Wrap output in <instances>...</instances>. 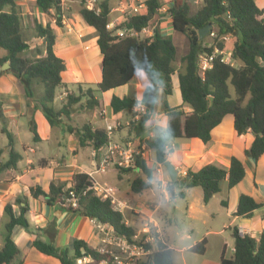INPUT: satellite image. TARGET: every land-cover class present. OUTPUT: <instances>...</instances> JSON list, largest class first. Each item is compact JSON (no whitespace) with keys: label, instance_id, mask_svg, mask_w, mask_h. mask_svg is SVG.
<instances>
[{"label":"trees","instance_id":"1","mask_svg":"<svg viewBox=\"0 0 264 264\" xmlns=\"http://www.w3.org/2000/svg\"><path fill=\"white\" fill-rule=\"evenodd\" d=\"M87 0H80L78 13L87 25L95 29L96 42L102 54V76L95 87L83 89L77 85L76 93L70 92L62 101L60 107L53 104L58 88L64 85L61 73L65 69V62L54 52L56 33L50 22L42 24L38 19L34 21L36 32L35 41H27L23 36V20L15 0H0V48L6 53L0 63L9 61V70L23 85L25 94L32 97L35 105L41 111L51 126L57 125L63 117L70 119L74 106L82 97L83 105L93 109L100 100L95 97L96 92H103L110 88L125 84L136 69L146 72L149 84L145 87L140 101L146 107L138 119L134 118L133 106L138 101L129 96L119 97L115 94L110 99L113 113L127 111L131 114L129 124L144 122L150 117L153 110L155 91L158 87L164 90V112L168 117L163 128H156L154 137L147 141L153 149L155 160L162 163L167 159L166 148L175 139L199 138L204 143L210 140L211 129L219 124L226 114L233 116V126L237 134L250 131L254 138L245 150V154L253 161L264 153V7L259 8L254 0H202V4L195 11H191L186 0H173L168 9L174 30L184 34L188 40L187 51L181 56V66L177 69L179 90L182 105L170 106L166 95L172 92L171 75L175 72L177 47L168 34H163L157 26L148 37L119 36L116 32L122 28H133L137 31L144 26H150L152 18L161 6L160 0H144L142 12L127 15L124 20L112 28H108L110 3L109 0H96L93 7L88 8ZM39 11L46 14L53 11L54 23L62 25L64 10L60 0H35ZM211 23L217 35L231 33L236 36L230 47V59L224 62L220 56L213 61L210 69L203 75L197 66V57L202 52H213L214 45L224 48L223 41H215L206 45L203 39L198 38V31L206 24ZM209 32L207 33V35ZM41 40L43 49H36L38 56H21L23 50L35 45ZM236 61L235 65L233 62ZM41 86L38 92L36 86ZM184 106L188 107L186 109ZM3 122L5 119L0 113ZM29 130L34 140H39L36 125L29 124ZM67 130H74L80 146L92 145L98 148L107 142L104 129L94 128L89 123L81 126L67 125ZM9 156L5 166H15L20 158L13 148L10 134ZM172 148H170V151ZM138 169V175L131 182V190L140 192L152 187V168L145 160L137 157L135 167H121V170ZM245 175L242 161L232 156L227 167L214 163H207L197 170L186 169L176 180H169L167 193L170 200L183 198L187 189L199 186L202 189V201L207 203L213 194L220 190L225 182L227 188L239 183ZM90 185L88 174L76 172L72 175L70 184H56L51 182L47 190L39 185L30 187L31 195L47 196L48 202L60 201L62 196L71 188L81 192ZM17 201H24L19 197ZM264 206V200L258 202L253 196L241 193L234 215L248 217L253 210ZM28 205L20 206V212L15 215L10 203L4 207L7 216L4 228L3 244L0 247V264H9L18 248L10 234L15 225L29 226L26 218ZM70 209V208H69ZM82 214L95 217L103 223L109 224L113 232L121 235L130 243L135 229L126 224L124 216L110 207L108 200H103L89 189L85 195L79 197V206L76 209ZM231 234L234 240L233 252L230 256L221 254L219 264H264V228L258 238L245 233L241 234L237 226H233ZM206 238L192 244L188 249L204 253ZM37 250L59 258L61 264H76V258L86 255L91 258L85 264H98L104 260L113 264L112 256L91 247L83 239H75L73 251L68 248H59L52 243L35 237L31 243ZM142 244V243H141ZM150 248V244H144ZM171 248L157 241L156 247L135 264H173Z\"/></svg>","mask_w":264,"mask_h":264},{"label":"crops","instance_id":"2","mask_svg":"<svg viewBox=\"0 0 264 264\" xmlns=\"http://www.w3.org/2000/svg\"><path fill=\"white\" fill-rule=\"evenodd\" d=\"M15 1L22 16L23 36L27 41H35V19H38L42 24L50 22L54 28L56 39L53 49L55 54L65 62V69L62 71L61 76L66 86L59 87L58 92L67 89H76L77 91V85H80L83 89L95 87V84L100 81L102 76V54L96 42L95 29L87 25L78 13L79 3L76 0H64L62 2L64 19L62 20V25L57 26L54 23L55 18L52 10H50L49 14L39 11L35 0ZM172 1L160 0L161 6L149 26L152 32L155 26L163 34H168L171 37L172 32L176 31L172 26L170 13L168 12ZM254 1L259 8L264 7V0ZM192 2H198V0H192ZM115 10L117 11L116 13ZM143 10L144 8H141V12ZM124 16L125 14L119 11L118 7H111L109 13L110 26L108 28H112L122 22L125 18ZM232 35L235 40L236 36L229 33V37ZM39 42L42 44L41 40ZM36 46L37 42L35 45L23 50L20 55L26 56V51L34 50ZM41 48L43 49V44ZM5 53V49L0 48V60ZM33 56L34 54H31L27 57ZM2 63H0V66ZM177 69L176 67L175 72L171 75L172 92L166 95L170 106L182 105ZM148 84L149 79L146 72L136 69L125 84L100 93L96 92L95 97L100 100V103L91 110L95 109L97 111L98 117L104 121V125L90 120L93 113L92 115L86 114L84 123H89L92 129H104L106 122L111 119H119L122 124H129L131 114L129 113L126 116L127 111L113 113L110 107V99L115 94L119 97L129 96L140 100ZM36 89L38 92L41 91L37 86ZM164 97L163 88L158 87L155 91L154 106L150 117L142 123L136 121V127L130 132L131 136L136 135V137L132 141H128L137 144V146H143L141 156L143 159L145 158V150H147L150 158L151 155L155 157L153 149L147 145V141L150 138L148 136L150 133L155 134L156 128H163L167 123L168 117L164 112ZM58 102L60 101L58 100ZM32 103H30L29 97L25 94L23 85L18 78L9 69L2 70L0 68V113L5 119L4 127H6V131H3V122L0 118V247L3 244L4 225L7 221V216L4 212L5 205L10 203L14 214L18 215L20 206L27 203L29 208L26 218L29 226L25 228L22 225H15L12 228L10 236L17 245L18 251L9 264H61L59 258L37 250L31 244L32 240L38 236L56 247L68 248L69 252L72 253L75 239H83L89 246L99 248L102 244V233L95 227L90 217L80 211L62 206L58 201L48 202L47 196L39 195L34 197L31 195L30 187L39 185L44 190H47L51 182L68 186L74 173L84 172L88 174L98 163L101 153L90 144L80 146L74 130L72 132L66 130L67 125H70L68 120L72 119L75 110H72L70 119L65 121L62 119L59 122L62 126V132H56L54 135L52 132L54 126L49 124L41 111V107L35 105L33 100ZM54 106L57 107L56 105ZM184 107L188 109V107ZM101 109L105 110L106 118L100 114ZM30 123L36 125L39 135V140H36L38 143L48 139V133L51 134V137H54L52 152L47 155L39 154L37 145H25L23 143L22 151L17 149L16 143L21 141L22 130L24 128L29 130ZM39 125L42 128H39ZM6 132L10 134L12 146L20 155L14 167L4 165L9 156L7 146L9 139ZM128 133L127 127H122L115 130L112 139L119 143H126L128 141L124 142L122 138H125ZM2 135L6 136V142H2ZM210 136V140L206 143L199 138H179L178 140L182 139V141L172 142L173 148L171 153L167 155V159L178 169V176H182L186 169L197 170L207 163L227 167L232 156L238 157L243 163L245 175L239 183L231 188H227L225 182L221 184L219 191L223 190L224 196L220 202L233 215L231 220L233 226L241 227L245 232L257 239L264 228V206L253 210L248 217L236 216L234 211L241 193L253 196L258 202L264 200V178L256 177L255 174L260 167H263L264 170V153L256 161H253L245 154V150L251 144L254 136L250 131L237 134L231 114H226L221 122L211 129ZM145 145H147V148H145ZM5 152L8 155L6 158H2ZM247 163H251L249 167ZM116 166L115 164L111 165L105 173H96L95 178L100 181H107L113 185L116 188L117 195L121 197L127 191L123 184L129 177V172L134 171V178L139 173L137 168L119 172ZM179 169L184 172L180 173L181 170ZM253 177L256 185L252 181ZM189 189L186 190L185 196ZM19 197L24 198V201H17L16 199ZM235 221H238L237 224ZM155 224L160 233L164 235L158 222ZM164 239L167 240L165 237ZM169 246L172 247L170 244ZM226 246L227 244L223 245L221 254L225 255ZM232 252L233 246L231 247V254ZM220 256L216 259L205 258L201 264H219Z\"/></svg>","mask_w":264,"mask_h":264},{"label":"rangeland","instance_id":"3","mask_svg":"<svg viewBox=\"0 0 264 264\" xmlns=\"http://www.w3.org/2000/svg\"><path fill=\"white\" fill-rule=\"evenodd\" d=\"M76 1L80 4V0ZM186 1L190 4L191 11H195L202 4V0H198V2H192V0ZM123 2L124 0H109L111 7H118L120 4L123 5ZM116 12L117 11L115 10V13ZM234 38L235 37L233 35L230 37L228 36L227 40L223 41V45L226 49L230 50ZM172 39L177 47L175 66L179 69L181 66L180 58L188 48V40L184 34L178 31L172 32ZM202 39L203 43L206 45H209L214 41L207 34ZM36 42L37 46L35 49L32 51H26V56H30L31 54H34L33 57L38 56L36 49H40L42 44L39 42V40ZM40 50H42V48ZM233 63L235 65L237 64L236 61ZM37 87L41 89L40 85H37ZM68 91L69 93H76V89ZM66 97L67 95L65 98ZM99 97L101 98L100 94ZM84 99L85 97H82L81 100L75 104L74 116L72 119L68 120L69 124L71 126H81L85 121L86 114L88 115L89 113V115H92L93 113V116L90 117V120L98 122L100 125H104V121L98 117L97 111L95 109L91 110L83 105ZM61 103L62 101L58 102L57 98H55L53 101V104L57 107H60ZM107 108L109 110V106ZM128 115L129 112H127L126 116ZM62 119L64 121L67 120L65 117ZM40 127L41 126L39 125V128ZM61 127L62 126L60 123L54 126L52 130L53 134L55 135L56 132L61 133ZM122 127H127L129 131L126 137L122 138V140L124 142L128 140L132 141L136 135L131 136L130 132L136 127V122L131 123L130 125L121 124L117 130ZM48 134V139L43 140L42 143H38L32 138L30 130H28V128H24L21 133V141L16 143L17 149L22 151V143L25 145H37L38 151L40 152L39 154L47 155L49 152L53 151L54 147V137H51L50 133ZM1 137L2 142H6V136L2 135ZM175 141L179 142L182 141V139H175ZM135 145L137 146V144ZM145 148H147V145H145ZM171 148H173V144H171ZM145 151L144 159L147 162L146 164L152 168V187L144 189L140 192L132 191L130 183L133 180L135 173L134 171H131L129 172V177L123 184L127 191L123 196L121 195L120 197L122 199H126L127 202H129L134 208L126 209L123 213L125 219L128 221V225L135 229L134 239H136L138 242L143 238V236L146 234L144 231V225L146 223L148 224L150 231H153L154 228L157 227L155 223L158 222L159 227L164 233L163 237L167 239V244L172 246L171 253L173 264H201L202 260L205 258L216 259L221 255L224 244H227L225 255L229 256L231 254V247L233 246V237L231 235V227L233 226L231 220L233 215L229 213L227 208L220 202L224 196V191L222 190L213 194L210 200L207 203H204L202 201L201 188L199 186H195L189 189L184 198L178 197L175 200H170L167 193V184L170 180L167 170L161 163H158L155 160L154 156L151 155L150 158L147 154V150ZM170 153L171 151H169L168 155ZM7 155V152L3 153L2 158H6ZM250 164L247 163V166L249 167ZM116 167L118 168L119 172L122 171L121 167ZM179 170H181L180 173L184 172L182 169ZM255 174L256 177L263 179V167L257 169ZM252 181L254 182V177L252 178ZM237 222L238 221H235L236 224ZM204 237L207 240L206 250L204 253L200 254L188 249V246L200 241ZM107 240L106 248L118 255L119 262H113V264H135L146 255L145 252H143L137 245L133 246L132 244H127L123 247H120L113 235H110ZM152 248H155L154 244H152Z\"/></svg>","mask_w":264,"mask_h":264},{"label":"built area","instance_id":"4","mask_svg":"<svg viewBox=\"0 0 264 264\" xmlns=\"http://www.w3.org/2000/svg\"><path fill=\"white\" fill-rule=\"evenodd\" d=\"M60 1L62 4L64 0H60ZM95 1L96 0H87L86 3L87 7L88 8L93 7ZM144 7L145 5L143 0H124L123 5L120 4L118 6V9L119 11L124 13L125 16H127L141 12V8ZM63 16L64 15H62V20L64 19ZM109 26L110 23L107 24V27ZM152 33H153L152 29L149 26H144L139 31L133 28H122L116 32V34L119 36H132V37H142V36L148 37L151 36ZM208 35L214 40L210 44H214L215 41H224V40L226 41L229 36V33L218 36L215 30H210ZM217 55L220 56V59L222 61L227 62L230 59V50L229 49L226 50L225 48H219L216 45H214L213 52L210 53L202 52L198 54L196 63L201 75H203L206 70L212 67L213 61L217 57ZM67 94L68 91L63 90L62 92H59L57 94L56 98L59 101H62L65 99V96ZM133 111L135 113L134 118L138 119L143 113H145L146 107L144 103L138 100L133 106ZM100 114L103 115L104 118H106L104 109H101ZM121 124L122 122L119 119H113V120L111 119L106 122L104 130L106 132L107 142L104 145L97 148V150L101 153V156L95 167L88 172V181L90 182V185L82 189L81 192H77L71 188H68L67 193L62 196L60 201H58L62 206L68 207L70 209H76L79 206V197L81 195H85L86 192L89 189H91L93 193L99 196L101 199L108 200L111 209L114 211H118L123 214L126 209H134L133 206L130 205L129 202H127L126 199H122L117 195L116 188L113 185H111L107 181H100L95 178L96 173L98 174L105 173L107 172L109 167L114 164L119 167H135L136 158L137 157L141 158L142 156L143 146H136L130 141L126 143H119L112 139L113 133L115 132V130H117L119 126H121ZM154 135H155L154 133H150L148 138L154 137ZM171 144L169 147L166 148V156L170 151ZM91 220L94 223L95 227L102 233L101 241L103 244L99 246V248L97 249L102 252L109 253L112 256L113 262H119V260L117 254L113 253L111 250L106 248V244L108 241L107 239L108 237H110V235H113L114 239L117 240L120 247H123L127 244H132L133 246L137 245L141 248L143 252H145V254L150 253L153 250L152 244H154V246L156 247L157 241H160L163 244L170 247L167 244L166 240L164 239L163 235L157 229V227H155L153 231L152 230L150 231L147 223L144 225L145 226L144 231L146 232V234L143 236V238L137 242L133 236V239L136 241V243H130L121 235L115 234L113 232L112 227L109 224L103 223L95 217H92ZM124 221L126 224H128V221L127 219H125V216H124ZM238 231L241 234L247 233L241 227L238 228ZM144 244H150L151 247L145 248ZM90 261L91 258L86 255L76 258V264H85ZM98 264H107V262L102 260Z\"/></svg>","mask_w":264,"mask_h":264},{"label":"water","instance_id":"5","mask_svg":"<svg viewBox=\"0 0 264 264\" xmlns=\"http://www.w3.org/2000/svg\"><path fill=\"white\" fill-rule=\"evenodd\" d=\"M211 28H212L211 23H208L205 26H203L202 28H200L198 31V38L202 39L210 31ZM0 68L2 70L8 69L9 68V61H4L1 64ZM29 101H30V103H32V97H29ZM161 164L167 170V173H168L171 180H176L178 178V169L174 166V164L169 159H166Z\"/></svg>","mask_w":264,"mask_h":264}]
</instances>
